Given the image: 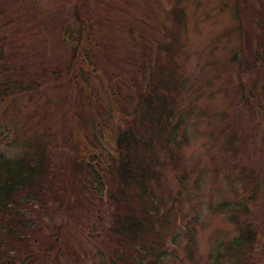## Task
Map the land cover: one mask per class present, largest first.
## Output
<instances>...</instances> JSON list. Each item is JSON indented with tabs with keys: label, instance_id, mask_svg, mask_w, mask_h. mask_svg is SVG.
<instances>
[{
	"label": "rangeland",
	"instance_id": "rangeland-1",
	"mask_svg": "<svg viewBox=\"0 0 264 264\" xmlns=\"http://www.w3.org/2000/svg\"><path fill=\"white\" fill-rule=\"evenodd\" d=\"M159 80L174 108L166 146L139 97ZM128 129L150 144L139 155L154 158L148 189L161 200L144 198L155 237L134 244L111 224L144 208L128 195L112 204L106 170ZM28 142L43 146L27 152L48 164L51 190L43 208L21 204L37 224L10 264H144L141 249L160 264H264V0H0V152L18 157ZM246 227V245L227 251Z\"/></svg>",
	"mask_w": 264,
	"mask_h": 264
},
{
	"label": "trees",
	"instance_id": "trees-1",
	"mask_svg": "<svg viewBox=\"0 0 264 264\" xmlns=\"http://www.w3.org/2000/svg\"><path fill=\"white\" fill-rule=\"evenodd\" d=\"M176 27H181L177 26ZM84 33V39H80L81 44L85 41L86 44H90V40H94L92 37V32L88 28L81 31L80 34ZM246 38L248 44V35L245 31H241L240 40ZM92 50V46H91ZM90 50V52H91ZM87 54V56L90 54ZM86 56V58H87ZM82 61L85 62L84 54L80 57ZM73 64V62H71ZM93 66H95L93 64ZM74 75V73H73ZM77 75V72H75ZM70 82V81H69ZM171 81L167 80L162 82L159 80L158 84H154L152 94L149 96H139L143 98L142 100L146 103L147 108L154 113V126L151 132H154V137L157 138L159 144L167 145L170 140L169 135L172 136L173 143H176V136L174 135L175 126L172 125L173 119V109L165 102L166 90L168 89V84ZM118 88V86H117ZM156 99V105L153 103ZM71 125L75 128L74 124ZM154 129V130H153ZM143 132V131H140ZM151 136L150 142L152 144L153 138ZM74 136H71L69 140V147H72ZM95 138L101 142L102 134L96 133ZM142 137L138 136L136 132L128 129L126 132L119 134L115 140L116 150L108 155L107 168L108 172L117 179V183L114 185L115 191L112 195L108 196L109 200L114 205H122V201H126L125 197H133L138 200L143 206V210L140 213L143 215L139 219L132 215H120L115 218L114 222L111 224L113 229L111 230L116 236L125 239L127 244L136 243L140 238H154L153 236V225L152 219L149 215V208L145 205V199L147 196L151 199L152 204H156L157 207L161 205V200L154 202L153 195L150 189H148L149 180L158 181V176L155 177L153 169L154 158L144 159V153L139 155L140 151H144L145 148H150V144L143 145ZM147 143V142H146ZM95 146L99 147V143H94ZM28 146V148H27ZM26 149L23 153L15 158H7L0 152V264H10L15 254L18 252L19 248L22 246L23 242L27 244L29 241L24 236L26 229H31L35 223L31 217L28 216L26 209L24 210L21 204H25L26 207H36L43 208L46 205L44 200V195L50 192L51 188L48 180L51 177V170L46 162L43 161L41 157L29 158L28 150L31 148L34 153L40 150L43 146L41 143H27ZM42 155H44L42 153ZM78 153L73 157L79 159ZM152 161V163H151ZM71 162V163H70ZM70 170L72 174H75L74 169L78 165L79 170L82 168V163H76L69 160ZM86 172L89 173V177L99 184V189L103 186L101 174L93 166L88 163H84ZM49 169V171H48ZM66 169V168H65ZM62 171L63 169L60 168ZM59 171V172H61ZM104 171V170H102ZM65 174V173H64ZM158 174V171H157ZM64 189L67 190V184L63 180ZM83 186L86 190L90 189L92 184L87 180L84 182ZM25 192L26 196H20V193ZM121 196H124L122 198ZM61 197V194L59 195ZM158 199V197H157ZM60 209H66L68 204L63 201ZM129 213L132 214L131 209ZM158 213L156 209V214ZM74 218V216H71ZM167 218V213L162 215V221ZM246 230H240V234L230 243L228 250L238 251L245 246L248 242V236L250 234L248 228ZM186 234H189V230H185ZM188 236V235H186ZM56 247L59 245V240L55 241ZM6 249V257L4 258V253L2 250ZM105 249L100 248L101 255ZM140 251H143V257L147 258V263L144 264H160L159 260L163 254L158 252H151L146 250H138V255L140 256ZM156 260V262H150L151 260ZM160 258V259H158ZM106 264H112L111 260L105 261ZM141 264L143 262L140 261ZM132 264V263H128ZM135 264H138L137 262ZM244 264V263H243Z\"/></svg>",
	"mask_w": 264,
	"mask_h": 264
}]
</instances>
